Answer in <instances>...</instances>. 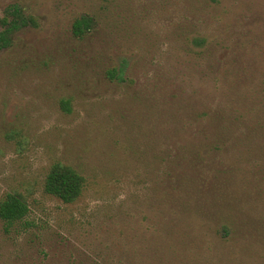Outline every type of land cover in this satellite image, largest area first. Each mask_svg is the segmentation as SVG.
<instances>
[{
  "label": "rangeland",
  "instance_id": "1",
  "mask_svg": "<svg viewBox=\"0 0 264 264\" xmlns=\"http://www.w3.org/2000/svg\"><path fill=\"white\" fill-rule=\"evenodd\" d=\"M158 2L0 0V33L12 6L37 22L0 51V201L18 192L30 207L28 229L22 223L6 234L0 220V264H92L142 232L150 239L152 225L168 216L155 206L156 191L172 188L166 164L165 173L155 164L156 144L202 143L201 136L174 138L172 114L181 111L184 121L190 110L217 109L223 86L206 80L236 83L237 109L255 111L264 100L251 92L264 81V0H221L196 15L187 11L191 0ZM86 14L99 15L100 24L77 39L73 24ZM186 24L216 44L213 75L204 74L199 50L179 39ZM120 67L124 81L109 80L108 70ZM252 143L202 155L204 168L184 167L209 223L236 225L233 264H264V135ZM57 163L86 179L73 204L45 192Z\"/></svg>",
  "mask_w": 264,
  "mask_h": 264
},
{
  "label": "trees",
  "instance_id": "2",
  "mask_svg": "<svg viewBox=\"0 0 264 264\" xmlns=\"http://www.w3.org/2000/svg\"><path fill=\"white\" fill-rule=\"evenodd\" d=\"M191 1L192 7H188L187 11L189 9L194 15L200 12L208 13L210 9L221 4V0ZM158 4L156 8L160 11L162 2ZM3 24L5 29L0 33V51L10 47L12 34L26 27L36 26L37 22L34 17L26 16L20 7L12 6L3 19ZM99 24V15L86 14L74 22L73 35L77 39H83ZM191 27L197 28L194 24H191ZM182 38L187 40L192 48H197L199 51H196V55L206 61L204 74L213 75L211 71H214L215 63H212V57L215 56L217 46L210 42L207 33L200 28L192 31L186 24L179 34V39ZM107 76L111 81L123 82L124 69H110ZM211 82L219 89L223 86V95L226 97L221 100L217 109L205 107L201 112L190 110L184 121L179 119L181 111L176 110L171 116V122L174 123L171 134L174 138H179L182 134L192 139L201 136L202 143L175 145V149H164L168 144H156L157 150L153 156L155 164L161 173H165L161 166L166 164L164 168L166 175H171L172 188L168 192L161 191L160 187L157 189L155 206L168 216H164L155 226L152 225L150 239L142 232L139 240H126L123 247L120 246L122 249L119 245H113L105 253L96 254L92 264H233L231 246L237 240L236 225L226 221L213 227L209 223V218L204 216V208L197 204L200 196L194 191L193 182L186 178L188 173L184 172V167L190 166L191 170H195V166L198 167L202 163L201 168H204L205 160L202 161V155L220 151L222 147L232 144L250 145L260 133L264 135V121L254 117L255 113L264 111V100L257 99L259 104L255 111L243 106L237 109L235 102L231 100L236 83L229 78L206 80V83ZM251 92L258 98L260 93L264 94V81ZM62 107L67 113L71 112L69 101H63ZM199 125L202 128L197 131ZM159 132L154 130L153 136L159 135ZM85 185L86 179L79 171L57 163L51 167L46 177L45 192L65 204H73L82 196ZM29 214L28 202L18 192H9L0 201V220L6 234H10L18 224L25 223L26 229L30 228L26 221ZM161 215L160 212V218ZM214 240L219 243L213 242ZM216 245H222L225 249L220 251ZM114 250H117V253Z\"/></svg>",
  "mask_w": 264,
  "mask_h": 264
}]
</instances>
